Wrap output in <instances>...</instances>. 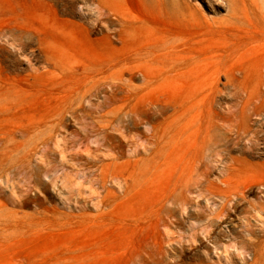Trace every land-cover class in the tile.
Here are the masks:
<instances>
[{"label": "rangeland", "instance_id": "1", "mask_svg": "<svg viewBox=\"0 0 264 264\" xmlns=\"http://www.w3.org/2000/svg\"><path fill=\"white\" fill-rule=\"evenodd\" d=\"M235 1L0 0V264H264V0Z\"/></svg>", "mask_w": 264, "mask_h": 264}, {"label": "bare ground", "instance_id": "2", "mask_svg": "<svg viewBox=\"0 0 264 264\" xmlns=\"http://www.w3.org/2000/svg\"><path fill=\"white\" fill-rule=\"evenodd\" d=\"M233 6L236 5L235 0H231ZM235 21L240 20L239 17H234ZM259 46V45H258ZM262 51V50H261ZM264 55V52H263ZM264 86V85H263ZM264 89V88H263ZM262 94V93H261ZM255 99V98H254ZM249 101H246V106H248ZM264 111V101L254 107L253 113L257 115H261ZM249 126L246 121L242 123L240 126V130L244 132H252L249 130ZM259 131L254 130L252 132L253 139H251L250 147L254 148L256 143L259 140ZM264 133V132H263ZM261 185L264 186V180L261 181ZM175 249V248H174ZM176 250V249H175ZM131 253V251H130ZM129 253V254H130ZM169 253V254H168ZM170 256V257H168ZM126 264H187L185 258L182 254L179 253H170L169 250H165V248H140L131 253L129 259H126ZM190 263V262H189ZM193 264V263H190Z\"/></svg>", "mask_w": 264, "mask_h": 264}]
</instances>
